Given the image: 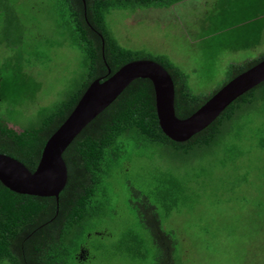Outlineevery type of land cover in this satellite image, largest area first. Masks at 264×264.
I'll return each mask as SVG.
<instances>
[{
    "label": "rangeland",
    "instance_id": "374dc122",
    "mask_svg": "<svg viewBox=\"0 0 264 264\" xmlns=\"http://www.w3.org/2000/svg\"><path fill=\"white\" fill-rule=\"evenodd\" d=\"M55 5L0 0V117L18 130L38 124L41 111L68 98L85 74L83 53L60 26ZM107 24L122 47L169 57L196 94L220 88L231 64L264 54V0L116 8ZM146 153L106 184V216L93 231L85 264H155L153 242L129 207L136 190L175 237V264H264V98L212 148ZM131 230L145 238L142 258L121 248Z\"/></svg>",
    "mask_w": 264,
    "mask_h": 264
},
{
    "label": "trees",
    "instance_id": "16d2710c",
    "mask_svg": "<svg viewBox=\"0 0 264 264\" xmlns=\"http://www.w3.org/2000/svg\"><path fill=\"white\" fill-rule=\"evenodd\" d=\"M54 1L61 13L60 26L83 53L85 74L68 98L52 110L41 111L38 124L18 130L0 117V153L17 159L32 172L39 165L47 141L67 120L88 87L109 74V68L113 75L136 60L149 59L161 64L175 84L176 114L185 119L232 79L264 60L262 54L241 64H231L228 79L220 88L210 94H196L188 75L169 57H146L122 47L107 24V14L112 9L163 8L185 0ZM260 98H264V82L236 99L203 131L181 143L171 140L161 129L152 81L136 79L64 152L68 182L59 202L55 197L13 192L0 181V264L87 263L93 231L106 216V184L118 170L123 171L133 156L142 158L156 147L179 155L214 147L229 126ZM171 182L174 186L178 184ZM133 196L137 199H131L129 207L153 242L155 264H175L177 241L163 228L157 207L140 191H134ZM144 244V236L131 230L122 240L121 248L142 258Z\"/></svg>",
    "mask_w": 264,
    "mask_h": 264
},
{
    "label": "water",
    "instance_id": "95a60500",
    "mask_svg": "<svg viewBox=\"0 0 264 264\" xmlns=\"http://www.w3.org/2000/svg\"><path fill=\"white\" fill-rule=\"evenodd\" d=\"M110 74L109 68L107 76L96 79L88 87L67 120L47 141L34 172L17 159L0 153V181L5 187L19 194L55 197L59 202L68 182L64 152L77 135L136 79L152 81L161 129L171 140L183 143L211 125L236 99L264 82V60L232 79L185 119L176 114L175 84L161 64L141 59Z\"/></svg>",
    "mask_w": 264,
    "mask_h": 264
}]
</instances>
